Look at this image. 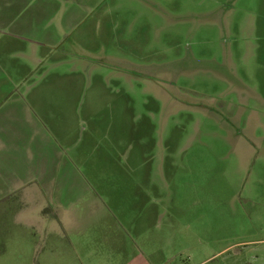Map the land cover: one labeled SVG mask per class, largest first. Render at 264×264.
Here are the masks:
<instances>
[{"label":"rangeland","instance_id":"374dc122","mask_svg":"<svg viewBox=\"0 0 264 264\" xmlns=\"http://www.w3.org/2000/svg\"><path fill=\"white\" fill-rule=\"evenodd\" d=\"M20 3L65 38L13 95L0 77V130L19 113L0 134V264H264V0ZM21 156L69 181L51 230L4 195Z\"/></svg>","mask_w":264,"mask_h":264},{"label":"crops","instance_id":"0c3cea01","mask_svg":"<svg viewBox=\"0 0 264 264\" xmlns=\"http://www.w3.org/2000/svg\"><path fill=\"white\" fill-rule=\"evenodd\" d=\"M20 2L21 0H6V2H0V77L2 80L7 79L8 85L11 86L10 91L12 92V95L17 88L16 86L19 85L17 79L18 73L22 72V74H24L32 72L42 63L40 48L56 46L65 38V33L62 31L58 32L59 29L55 30L52 26L53 31L51 30L50 23L53 21L43 20V24L41 25V16L36 15L34 10L29 14H22L25 5L23 4L21 7ZM37 24L40 25L37 26ZM7 34L10 35L9 38H7ZM35 35H41L42 39L35 41ZM52 39H57V41L52 42ZM26 93L28 94L27 90ZM27 108L28 110H31L29 103H27ZM6 114L4 120H6L9 125L4 129L2 128L0 134H13L14 136H17L19 130L15 128L13 123L17 122L15 120H18L19 113L12 114V112H9ZM48 129H45V141L51 138L50 133L46 132ZM16 143L17 141L13 140L12 145H10L11 148H9L8 145L5 146L3 150L10 151L13 148L17 149L18 147L16 146ZM21 144L23 145L24 150L25 144L29 146L31 143L27 144V142L24 143L22 141ZM46 145L52 149L53 146H56V148L59 149L58 145L51 142H48ZM8 155H10L9 152H6L2 160L3 162L9 160L10 157H8ZM24 159L27 161L23 163L22 158L21 163L26 173L19 174V171H12V175L7 177L10 180L7 182V188L4 190V195L16 197L18 207L16 206L17 210L15 211V214L17 218L22 219L21 226L33 230L34 232L46 231L47 229L51 230L52 216H48V218L45 215L42 216V214H45L44 209L42 208L49 203L47 201H49L51 196L57 193L58 190L54 185L69 181L63 174L60 178V176L57 177L53 173L50 175V171L45 173L44 163L41 164V162H38L37 165H35L34 160L25 156ZM2 165H4V163ZM65 169H67V166L62 163L61 172ZM34 172L38 173L36 177H33L32 175ZM45 183H47V186ZM37 199L38 201H43V203L37 205ZM57 221L59 223L53 226L52 231H56L60 228L64 230V227L66 226L59 220Z\"/></svg>","mask_w":264,"mask_h":264}]
</instances>
